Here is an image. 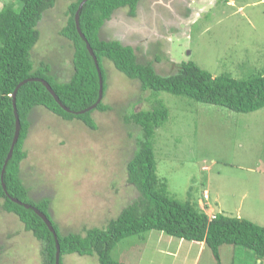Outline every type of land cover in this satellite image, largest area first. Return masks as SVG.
<instances>
[{
    "label": "rangeland",
    "instance_id": "obj_1",
    "mask_svg": "<svg viewBox=\"0 0 264 264\" xmlns=\"http://www.w3.org/2000/svg\"><path fill=\"white\" fill-rule=\"evenodd\" d=\"M72 1L55 0L39 24L40 38L31 51L33 67L47 64L57 79L71 72V44L60 31ZM142 1L145 5L152 0ZM9 2L17 3L0 0V8ZM127 12L115 11L101 37L139 47L141 60L157 57L158 74L176 72L186 62L212 76L234 79H247L264 69V0H158L141 16L148 21L144 23ZM104 63L111 85L102 103L111 109L91 114L97 130L37 107L24 143L23 179L34 198L42 195L48 200L50 218L59 231L102 228L137 196L125 176L135 131L117 116L119 108L137 97L144 100L131 107L136 111L150 109L157 101L168 110L152 138L156 174L164 178L168 195L181 203L199 202L210 217L223 212L264 226V108L237 113L166 92H142L136 82ZM1 205L2 200L0 264H41L40 244ZM169 238L157 231L133 235L120 241L110 255L121 264H264V258L259 263L252 252L241 248L243 252L232 258L230 246L222 248L219 261L208 248L195 263L193 249L186 261V241L177 255L167 256L160 241ZM62 264L98 262L94 255L70 254L63 256Z\"/></svg>",
    "mask_w": 264,
    "mask_h": 264
},
{
    "label": "trees",
    "instance_id": "obj_2",
    "mask_svg": "<svg viewBox=\"0 0 264 264\" xmlns=\"http://www.w3.org/2000/svg\"><path fill=\"white\" fill-rule=\"evenodd\" d=\"M82 0H73L66 9V24L60 35L70 42L71 72L67 78L57 79L49 65L34 68L31 51L40 38L39 24L44 14L52 9L55 0H16L0 8V200L2 210L19 222L24 232L40 244L41 264H55L56 246L52 233L43 220L32 210L42 213L56 234L59 248L58 262L63 256H96L98 264H120L110 253L123 239L150 231L163 233L186 242L203 243L216 261L222 248L232 247V258L241 249L253 253L258 262L264 258V226H259L243 216H227L223 212L208 216L199 202L181 203L168 195L166 182L156 174L152 148L155 131L167 119L168 110L157 101L150 109L135 110L132 106L143 98L129 100L119 110L118 119L135 131V149L126 162V182L137 196L126 204L115 218L106 221L102 228L91 227L81 232H60L50 218L48 200L36 199L25 184L21 164L27 155L24 143L32 126L37 107L63 121L77 120L88 130L96 131L91 118L94 111L111 109L102 103L107 100L108 85L103 63L109 62L130 82H136L142 92H166L190 100L223 107L237 113H251L264 108V69L247 79H234L227 75L212 76L192 62L180 63L176 72L158 74L154 65L160 60H141L130 45L116 39H103L101 30L115 11L126 8L134 18L142 0H88L79 13L78 25L90 45L96 61L76 31L74 14ZM102 97L99 99V75ZM104 63V64H105ZM42 79L49 84L64 111L45 87L38 81H28L15 94V106L20 123L18 139L12 149L1 179V171L9 151L15 118L12 94L23 81ZM106 94V96H105ZM137 102V103H136ZM131 103V106L129 105ZM131 108L128 110L127 108ZM2 184L5 186L3 191ZM12 199L21 204L14 203ZM24 204L32 207L25 208ZM207 206V205H206ZM241 248V249H239ZM249 255V254H248ZM251 256V255H250ZM233 263V262H232ZM261 263V262H259Z\"/></svg>",
    "mask_w": 264,
    "mask_h": 264
},
{
    "label": "water",
    "instance_id": "obj_3",
    "mask_svg": "<svg viewBox=\"0 0 264 264\" xmlns=\"http://www.w3.org/2000/svg\"><path fill=\"white\" fill-rule=\"evenodd\" d=\"M88 0H82L79 5H78V8L74 14V23H75V28H76V31L77 33L79 34V36L82 38V40L84 41L85 45H86V49L87 51L89 52V54L92 56V58L96 61V58L93 54V51L92 49L90 48V45L88 44V42L86 41L84 35L81 33L80 29H79V25H78V19H79V13L81 12L82 10V7L83 5L87 2ZM96 64V62H95ZM96 67H97V64H96ZM97 71H98V75H99V83H100V88H99V99L97 101V103L90 107L89 109L87 110H84L82 112H79V113H83V112H86L92 108H95L96 105H98L99 101L101 100V97H102V81L100 79V71L98 70V67H97ZM28 81H38L40 82L44 87L45 89L50 93V95L53 97V99L56 101V103L66 112H70V110L66 107H64L60 101L58 100V98L56 97V95L54 94L53 90L51 89V87L49 86V84L47 82H45L44 80L42 79H30V80H27V81H23L22 83H20L16 89L14 90L13 94H12V107H13V115H14V118H15V130H14V135H13V139H12V142H11V145H10V148H9V151L7 153V156H6V159H5V162L3 164V167H2V171H1V179H2V174L4 172V168H5V165L7 163V161L10 159L11 155H12V149L18 139V136H19V130H20V123H19V118H18V115H17V111H16V106H15V94H16V91L17 89L22 86L24 83L28 82ZM2 188H3V191H5V186L4 184H2ZM11 200L14 202V203H17V204H21L18 200L16 199H12ZM24 207L25 208H32L26 204H24ZM32 210L43 220V222L45 223V225L47 226L48 230L52 233L53 237H54V240H55V246H56V253H55V264H59L58 262V256H59V248H58V244H57V239H56V234L54 232V229L52 228V226L50 225V222L49 220L42 214L40 213L38 210L32 208Z\"/></svg>",
    "mask_w": 264,
    "mask_h": 264
},
{
    "label": "crops",
    "instance_id": "obj_4",
    "mask_svg": "<svg viewBox=\"0 0 264 264\" xmlns=\"http://www.w3.org/2000/svg\"><path fill=\"white\" fill-rule=\"evenodd\" d=\"M151 2L158 3V0L157 1L152 0ZM151 2H147L144 5L143 1H141L137 7L136 15L138 14L139 11H141V13H144L146 11V9H148V6L151 5ZM141 13H139V14H141ZM146 22H148V21H146ZM137 29H139V28H137ZM137 29H135L134 31L136 32ZM148 37L151 38L149 35H148ZM144 38H147V37H144ZM139 41H140V39L138 40L137 45L139 44ZM137 48H139V47H137ZM152 61H153V59H152ZM154 68H155V65H154ZM171 239H174V238L170 237L169 239H161L160 243L164 242L166 255L167 256L170 255L172 257V256L177 255V253H179V251L183 248V246H184L183 244L185 242L182 240H177V242H173V241H171ZM157 240H160V237H157ZM187 243H188V245H187L188 247H186V250H185V252L187 254L184 258L186 261H190L189 253H190V251H192L194 249L195 253H193L192 258H193V263H195L197 261V259L201 258V256L204 254L205 246L203 243H198V242H187ZM172 244H173V246H172ZM170 248H171V252L174 251L173 253L169 252Z\"/></svg>",
    "mask_w": 264,
    "mask_h": 264
},
{
    "label": "flooded vegetation",
    "instance_id": "obj_5",
    "mask_svg": "<svg viewBox=\"0 0 264 264\" xmlns=\"http://www.w3.org/2000/svg\"><path fill=\"white\" fill-rule=\"evenodd\" d=\"M152 3L156 4L155 2H152ZM152 3H151V4H152ZM138 5H139V4H138ZM137 7H138V6H137ZM139 13H141V11H139L138 14H137L134 18H132V19H138V20H140V23H144V22H145V19L143 18L144 16H143L142 19H141V16L143 15V13H141V14H139ZM130 18H131V17H130ZM132 19H131V20H132ZM137 25H138V24H137ZM151 25L156 27V24H155V23L152 24V22H151ZM139 26H140V25H139ZM139 26H138V27H139ZM138 27H137V28H138ZM137 28L135 27L134 29H137ZM156 29H157V27H156Z\"/></svg>",
    "mask_w": 264,
    "mask_h": 264
}]
</instances>
